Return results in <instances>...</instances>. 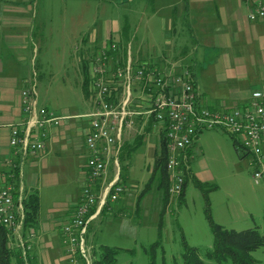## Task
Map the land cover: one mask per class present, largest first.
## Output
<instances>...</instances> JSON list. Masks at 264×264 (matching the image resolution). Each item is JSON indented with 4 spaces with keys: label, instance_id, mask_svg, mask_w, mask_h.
Returning <instances> with one entry per match:
<instances>
[{
    "label": "rangeland",
    "instance_id": "374dc122",
    "mask_svg": "<svg viewBox=\"0 0 264 264\" xmlns=\"http://www.w3.org/2000/svg\"><path fill=\"white\" fill-rule=\"evenodd\" d=\"M181 2L36 0V15L27 28L31 32L27 54L29 61L33 59L29 71L31 76L35 75L31 80L35 79L39 109L47 108L56 115L67 116L68 120L62 122L85 132L90 125L87 115L94 112V107L84 88V65L112 42H120L112 34L124 26L132 29L134 38L131 33L125 34L120 44L124 49L131 45L135 60H158L161 52L179 55L185 49L194 51L196 46L188 20L170 8ZM172 17L177 24L175 29L169 23ZM164 21H168L166 26ZM95 31L100 36L107 31L106 37L112 39L91 40ZM249 50L253 51L252 45ZM203 51L198 48V53ZM137 134L135 129L128 136L131 141L127 140V144L132 149L121 161L122 180L128 190L126 199L103 213L86 235L91 263L102 260L105 255L109 264H184L187 253H196L205 264H236L231 259L211 261L207 255L214 246V225L236 232L256 230L264 235V183L255 185L250 157L240 146L242 139L220 129L200 133L192 147L185 195L182 199L170 196L166 205V194L158 186L159 180L151 182L158 154L154 151L157 141H152L155 136L150 141L148 135L139 144L135 142ZM72 147L64 153H51L48 158L51 187L43 188L40 183L39 192V218L51 217V222L56 221L53 233L59 235L60 229L64 239L68 223L65 207L81 198L88 182L85 174L88 152L80 145L78 149ZM112 174L110 170V180ZM34 231L39 233L37 228ZM35 234L27 236V242ZM11 236L12 247L22 251L16 237ZM67 247L65 241L53 244V261L87 264L79 256L71 262L69 254L66 255ZM252 256L257 263L264 264V247ZM32 264L37 263L32 260Z\"/></svg>",
    "mask_w": 264,
    "mask_h": 264
},
{
    "label": "built area",
    "instance_id": "2783aa9c",
    "mask_svg": "<svg viewBox=\"0 0 264 264\" xmlns=\"http://www.w3.org/2000/svg\"><path fill=\"white\" fill-rule=\"evenodd\" d=\"M243 2L250 8L249 20L264 24V0ZM88 71L89 99L94 107V112L87 115L88 182L64 228L66 255L69 254L71 262L79 256L92 264L86 235L105 207L119 202L128 191L122 180L121 154L131 132L135 129L139 132V125L153 122L160 141L164 133L172 198L183 191L188 151L205 130L220 129L241 138L240 146L250 157L255 185L264 183V90L254 91L246 106L213 110L202 101L190 69L172 67L163 71L153 61L135 60L131 45L124 49L120 42H112L90 58ZM22 102L26 122L22 128L12 129L10 144L24 160L43 154L48 129L59 126L63 118L45 108L39 109L35 85L23 91ZM23 200L21 184L17 190L13 187L0 190V221L11 230L23 250H30L22 232Z\"/></svg>",
    "mask_w": 264,
    "mask_h": 264
},
{
    "label": "crops",
    "instance_id": "0c3cea01",
    "mask_svg": "<svg viewBox=\"0 0 264 264\" xmlns=\"http://www.w3.org/2000/svg\"><path fill=\"white\" fill-rule=\"evenodd\" d=\"M35 5L36 0H0V190L13 187L10 178L14 165L18 163L20 184L23 185L24 193L40 197V183H43V188L51 187V178L48 175L51 170V161L48 159L51 153L54 151L64 153L73 145L77 149L80 145L86 150V136L90 125L85 132H79L68 123L62 122L69 117L55 114L63 118L62 123L48 129L43 154L30 156L24 160L10 144L12 129L22 128L27 118L23 112L22 93L35 82V79L31 80L34 73L31 76L29 71L33 59L29 61L30 57L27 54L29 50L27 43L31 38V32H28L27 28H30L34 21ZM170 8L175 9L177 16L186 17L188 20L187 25L190 26L196 49L194 51L185 49L179 55L161 52L158 60L147 59L148 61H153L166 72L172 67L190 69L195 76L202 101L213 110L229 111L246 106L250 103L254 91L264 90V24L249 20L250 8L243 0H182ZM177 16L176 19L179 21ZM167 23L168 21H164V26ZM169 23L172 29L177 27L173 17ZM123 33L124 27L120 28V31L116 29L112 34V36L115 34V37L112 38H118L122 42ZM130 33L132 34L131 28L129 35ZM106 36L107 31H103L101 36L95 31L91 35V40L108 42L112 39ZM131 38H134L133 34ZM251 45L253 51L249 50ZM198 48L204 51L200 54ZM149 125L150 123L139 125L136 136L145 135V139L149 135L150 141L155 136V140L152 141H157L154 150L156 154L160 150L161 141L153 127L147 131ZM77 126L80 128L81 125ZM81 139L82 142L79 144ZM127 140L131 141L129 138ZM192 152L191 148L188 151V162ZM43 172L46 173L45 177H42ZM126 197V194L122 196L120 202ZM79 201L80 199L65 207L66 222L72 218ZM115 204H110L109 211L114 209ZM100 217L91 223L89 229ZM39 220L41 223L38 222V226L31 230V234H35L34 229L39 230L29 242L31 258L37 264H61L53 261L51 246L63 243V235L60 229L58 230L60 236L53 233L57 223L51 222V217L40 216Z\"/></svg>",
    "mask_w": 264,
    "mask_h": 264
},
{
    "label": "trees",
    "instance_id": "16d2710c",
    "mask_svg": "<svg viewBox=\"0 0 264 264\" xmlns=\"http://www.w3.org/2000/svg\"><path fill=\"white\" fill-rule=\"evenodd\" d=\"M124 35L129 34V27L124 26ZM84 72L86 75L84 88L90 95V77L88 71V63L84 65ZM36 84H33V86ZM153 127V122L150 123L147 131L151 130ZM162 139L160 143V151L155 156V167L153 170V178L151 182H154V179L159 180V187L164 189L165 203L166 205L170 201V187L171 179L170 174L167 168V149L165 146L164 133L161 134ZM145 135L137 136L135 142L141 144ZM134 148V147H133ZM132 149L131 145H124L122 158L128 154V151ZM19 157H21L19 155ZM189 157V156H188ZM189 161V159H188ZM189 164V162H188ZM12 172V178H10L13 188L15 190L20 188V165L16 163L14 165ZM189 169V168H187ZM187 169L184 168V180L185 184L183 187L182 193L179 195V198H183L185 195V189L187 184ZM189 172V170H188ZM158 176V177H157ZM123 178V177H122ZM150 184L147 186L146 191L149 190ZM144 191V193L146 192ZM169 193V194H168ZM111 204V203H110ZM110 204L105 207L101 215L109 210ZM113 204V203H112ZM23 206L25 211V219L23 224V236L27 239V236L31 234V230L37 226L39 218V197L36 194L26 195L24 193ZM76 209V208H75ZM74 209V211H75ZM100 215V216H101ZM163 216V215H162ZM72 219V218H71ZM70 219V220H71ZM214 230V246L213 250L208 253L207 258L211 261L217 260V262H224L227 259L233 260L236 264H259L254 260L252 254L257 249L264 247V235L257 232L256 230H247L243 232H236L234 230H227L224 227L219 225L213 226ZM12 232L0 221V264H32V259L30 255V250H21L16 247H12L10 240L12 239ZM32 235V234H31ZM14 245V244H13ZM103 255V254H101ZM104 258L98 262L94 261L93 264H109ZM153 264V263H152ZM184 264H205V261L200 258L196 253H187L184 257Z\"/></svg>",
    "mask_w": 264,
    "mask_h": 264
}]
</instances>
